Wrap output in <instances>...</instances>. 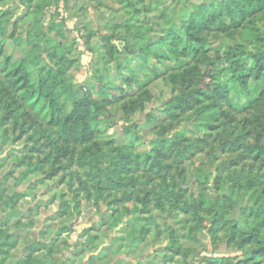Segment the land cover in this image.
Wrapping results in <instances>:
<instances>
[{"label": "rangeland", "instance_id": "rangeland-1", "mask_svg": "<svg viewBox=\"0 0 264 264\" xmlns=\"http://www.w3.org/2000/svg\"><path fill=\"white\" fill-rule=\"evenodd\" d=\"M221 2L0 0V264H241L264 247V4L169 54ZM236 66L246 88L216 98ZM22 77L92 98L86 142L60 140Z\"/></svg>", "mask_w": 264, "mask_h": 264}, {"label": "trees", "instance_id": "trees-1", "mask_svg": "<svg viewBox=\"0 0 264 264\" xmlns=\"http://www.w3.org/2000/svg\"><path fill=\"white\" fill-rule=\"evenodd\" d=\"M264 4V0H222L220 7L216 5H208L199 10L193 18L189 21L187 27L183 33L173 34L170 42L169 54L174 57H186L195 56L198 53V49L195 46L190 45L189 32L203 31L208 25L215 22L220 25L223 24V17L231 18L232 24L236 25V18L243 19L245 16L252 15L259 11L260 7ZM215 6L217 8H215ZM22 65H20L21 67ZM20 72L15 70L14 74L17 75ZM236 75L233 76L231 82L224 87L213 85L212 93L216 98L222 100L225 98L235 99L238 97V88H246V76L242 68L236 66ZM264 72V64L259 65V69L253 72L255 78L261 76ZM22 85L19 89L27 88L24 91V98L26 102H39L42 105H46L48 110L49 124L53 126H60L59 138L62 141H66L68 138L71 140H78L77 142H86L87 138L91 134L89 124L94 120L95 113L98 112V105L92 100L89 95H85L81 100L72 99L70 97V87L62 85L58 79H53L48 85H43L38 82V88L33 89L30 86V81L27 78L19 79ZM47 84V81H46ZM237 89V90H236ZM236 90V91H235ZM231 92L234 94L231 96ZM98 96L106 101L112 98V95L103 88L96 90ZM261 95L255 97V101H259ZM69 109V113L65 114L64 111ZM5 119V117H3ZM160 145L164 148L165 142H160ZM149 161V157L146 158ZM147 164V163H146ZM155 160L150 163V168L155 166ZM113 174H121L119 170ZM112 173L108 174L105 182L110 188H116L121 185L116 175ZM104 177V176H103ZM100 182V181H99ZM247 242H250L247 241ZM264 258V247L253 251L251 255L244 260L241 264H260L259 258ZM218 264H222L218 262Z\"/></svg>", "mask_w": 264, "mask_h": 264}]
</instances>
